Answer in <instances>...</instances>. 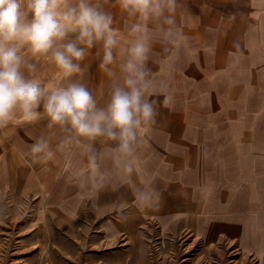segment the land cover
Listing matches in <instances>:
<instances>
[{
	"label": "crops",
	"instance_id": "obj_1",
	"mask_svg": "<svg viewBox=\"0 0 264 264\" xmlns=\"http://www.w3.org/2000/svg\"><path fill=\"white\" fill-rule=\"evenodd\" d=\"M94 3L112 15L128 47L137 18L119 0ZM173 19L148 23L145 98L155 115L138 130L133 157L118 154L115 142L87 141L52 125L43 104L37 120L0 128V196L32 198L42 233L52 216L67 228L88 226L104 242L155 222L207 242L264 245V0H176ZM119 52L102 69L103 45L94 44L79 62L82 73L70 78L98 107H106L119 76ZM25 60L44 84H67L51 59ZM38 140L51 160L31 153Z\"/></svg>",
	"mask_w": 264,
	"mask_h": 264
},
{
	"label": "clouds",
	"instance_id": "obj_2",
	"mask_svg": "<svg viewBox=\"0 0 264 264\" xmlns=\"http://www.w3.org/2000/svg\"><path fill=\"white\" fill-rule=\"evenodd\" d=\"M119 6L138 20L130 29L137 38L126 48L121 47L112 15L94 0H0V128L16 119L28 123L37 120V109L43 104L52 125L67 127L87 141L103 138L115 142L118 154L133 157L138 130L155 115L152 102L145 98L150 87L144 70L149 52L148 23L163 19L172 25L176 0H119ZM100 42L102 69L116 62L114 50L120 49L123 58L103 108L82 83L70 79L82 73L79 62L85 59L86 49ZM25 54L51 59L67 84H44L33 74L34 65L25 60ZM108 75L114 73L109 71ZM31 153L42 162L53 157L43 140L33 144ZM90 159L94 169L95 157ZM134 162H129L128 173L133 171Z\"/></svg>",
	"mask_w": 264,
	"mask_h": 264
},
{
	"label": "rangeland",
	"instance_id": "obj_3",
	"mask_svg": "<svg viewBox=\"0 0 264 264\" xmlns=\"http://www.w3.org/2000/svg\"><path fill=\"white\" fill-rule=\"evenodd\" d=\"M38 214L30 197L0 196V264H264V245L207 242L179 225L149 222L104 242L88 226L67 228L52 216L42 233Z\"/></svg>",
	"mask_w": 264,
	"mask_h": 264
}]
</instances>
